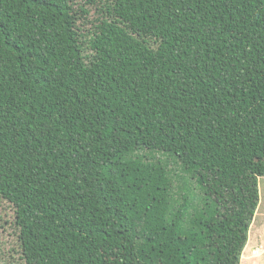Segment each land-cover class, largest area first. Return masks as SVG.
Returning <instances> with one entry per match:
<instances>
[{
	"label": "trees",
	"instance_id": "1",
	"mask_svg": "<svg viewBox=\"0 0 264 264\" xmlns=\"http://www.w3.org/2000/svg\"><path fill=\"white\" fill-rule=\"evenodd\" d=\"M263 177L264 0H0L26 264H241Z\"/></svg>",
	"mask_w": 264,
	"mask_h": 264
},
{
	"label": "rangeland",
	"instance_id": "2",
	"mask_svg": "<svg viewBox=\"0 0 264 264\" xmlns=\"http://www.w3.org/2000/svg\"><path fill=\"white\" fill-rule=\"evenodd\" d=\"M259 189L261 201L249 231L247 244L243 249L241 264H264V177L259 179ZM6 205L0 200L2 217L10 213ZM15 221L14 214L0 219V245L3 251L0 254V264H26L19 241L20 229ZM2 226H5V229Z\"/></svg>",
	"mask_w": 264,
	"mask_h": 264
},
{
	"label": "built area",
	"instance_id": "3",
	"mask_svg": "<svg viewBox=\"0 0 264 264\" xmlns=\"http://www.w3.org/2000/svg\"><path fill=\"white\" fill-rule=\"evenodd\" d=\"M254 254H256V252H253Z\"/></svg>",
	"mask_w": 264,
	"mask_h": 264
},
{
	"label": "crops",
	"instance_id": "4",
	"mask_svg": "<svg viewBox=\"0 0 264 264\" xmlns=\"http://www.w3.org/2000/svg\"><path fill=\"white\" fill-rule=\"evenodd\" d=\"M247 253V252H246Z\"/></svg>",
	"mask_w": 264,
	"mask_h": 264
}]
</instances>
